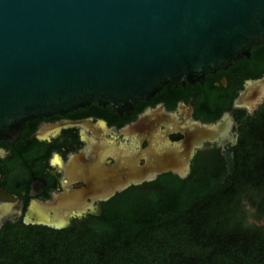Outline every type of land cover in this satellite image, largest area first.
I'll list each match as a JSON object with an SVG mask.
<instances>
[{
  "label": "water",
  "instance_id": "95a60500",
  "mask_svg": "<svg viewBox=\"0 0 264 264\" xmlns=\"http://www.w3.org/2000/svg\"><path fill=\"white\" fill-rule=\"evenodd\" d=\"M264 45V0H0V141L13 144L29 122L64 116L93 104L131 115L163 89L204 85ZM249 95H252L249 98ZM264 100V78L247 83L234 102ZM166 115L148 110L122 130L146 138ZM232 115L186 134L231 137ZM150 159L156 150L145 151ZM187 159L167 152L129 185L173 172L190 174Z\"/></svg>",
  "mask_w": 264,
  "mask_h": 264
},
{
  "label": "trees",
  "instance_id": "16d2710c",
  "mask_svg": "<svg viewBox=\"0 0 264 264\" xmlns=\"http://www.w3.org/2000/svg\"><path fill=\"white\" fill-rule=\"evenodd\" d=\"M252 54L256 80L264 75V45ZM234 65L235 72L243 69ZM187 86L196 91L197 104L215 108L210 121L230 112L237 98L232 83ZM186 95L173 88L164 100ZM91 109L79 111L113 116L109 107ZM235 116L240 138L218 169L194 170L186 180L164 176L160 189L131 192L80 228L7 225L0 230V264H264V227L250 223L247 209L264 218V109L255 117Z\"/></svg>",
  "mask_w": 264,
  "mask_h": 264
},
{
  "label": "flooded vegetation",
  "instance_id": "af4514ba",
  "mask_svg": "<svg viewBox=\"0 0 264 264\" xmlns=\"http://www.w3.org/2000/svg\"><path fill=\"white\" fill-rule=\"evenodd\" d=\"M237 64L243 66L241 71L235 72L233 64L228 70L208 76L210 79L206 78L202 86L208 80L218 88H228L232 83L237 88V100L248 82L259 80L251 77L253 54ZM263 78L264 75L260 79ZM173 88L180 87L163 89L153 100L140 102L142 110L137 112L136 106L131 115L120 116L110 107L113 116L109 118L99 114L83 116L77 110L29 122L13 144L0 141V230L7 225L75 229L93 218H102L106 211L126 200L129 193L158 190L164 185L162 177L177 176L168 172L150 182L128 183L129 172L143 170L150 162L159 167L157 159L170 151L185 160L191 151L190 174L186 179L194 170L218 169L225 150L237 146L240 138L235 113L255 117L264 109V100L250 109L247 99L241 108L232 107L230 111L233 126L228 140L218 131L205 135L200 145H194L186 137L194 123L198 127L209 126L220 121L225 113L210 121L216 114L215 108L197 104V93L188 91L189 86L182 87L187 93L185 98L164 100ZM92 106L83 110L89 112ZM148 110L161 112L167 118L156 124L154 132L146 138L125 137L122 130ZM150 148L157 152L152 159L145 152Z\"/></svg>",
  "mask_w": 264,
  "mask_h": 264
},
{
  "label": "rangeland",
  "instance_id": "374dc122",
  "mask_svg": "<svg viewBox=\"0 0 264 264\" xmlns=\"http://www.w3.org/2000/svg\"><path fill=\"white\" fill-rule=\"evenodd\" d=\"M227 150H228V149L225 150L224 155H225V153H226ZM247 209H248V210H252V211H251V212H252V215H251L250 220H249L250 223H251V224H254V225H256V226H259V227H264V218L259 219V220L256 218L257 210L252 209V208L249 207V206H248Z\"/></svg>",
  "mask_w": 264,
  "mask_h": 264
},
{
  "label": "bare ground",
  "instance_id": "6f19581e",
  "mask_svg": "<svg viewBox=\"0 0 264 264\" xmlns=\"http://www.w3.org/2000/svg\"><path fill=\"white\" fill-rule=\"evenodd\" d=\"M248 100H250V99H248ZM248 103H250V102H248ZM250 106V105H249ZM251 107V106H250Z\"/></svg>",
  "mask_w": 264,
  "mask_h": 264
}]
</instances>
